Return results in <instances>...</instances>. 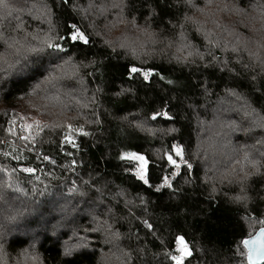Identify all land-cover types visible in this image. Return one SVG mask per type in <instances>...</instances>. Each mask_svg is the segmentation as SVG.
I'll return each mask as SVG.
<instances>
[{
  "label": "trees",
  "instance_id": "1",
  "mask_svg": "<svg viewBox=\"0 0 264 264\" xmlns=\"http://www.w3.org/2000/svg\"><path fill=\"white\" fill-rule=\"evenodd\" d=\"M262 222L264 0L0 3V264H248Z\"/></svg>",
  "mask_w": 264,
  "mask_h": 264
},
{
  "label": "snow or ice",
  "instance_id": "2",
  "mask_svg": "<svg viewBox=\"0 0 264 264\" xmlns=\"http://www.w3.org/2000/svg\"><path fill=\"white\" fill-rule=\"evenodd\" d=\"M3 0H0V3H2ZM71 39L72 40H81L83 41L85 44L88 43L87 39L84 37V35L80 32H75L72 36H71ZM48 47L49 48H55L59 51H64V49H62L58 44L54 45L52 43H49L48 44ZM132 72H137L138 69L136 68H132L131 69ZM149 73H144V76H145V79H147ZM155 118V117H153ZM36 128L39 129V130H42L41 129V126L39 124V122L37 121L36 122ZM33 126L32 125H25L24 126V130L25 131H28L29 129H31ZM14 134V133H13ZM85 135H87V133H84ZM21 139H33V137H31V134L29 133L28 136H22ZM69 139V142H72L70 138ZM7 155V154H5ZM132 156H134L136 159L140 160L141 162H144V158L142 156H135V154H131ZM177 155H181V158H182V153L179 151V149L177 150ZM169 162L172 163V164H176V162L174 160H172L171 157H169ZM146 163V162H144ZM178 167V165H176ZM24 171H27V172H31L33 171L32 169H24ZM138 177L141 179V180H144L145 183H148L145 175L143 174V168L141 169L140 172L137 173ZM165 184H167V180H165ZM170 186V185H169ZM264 223V222H262ZM180 239V243L183 244V238H179ZM244 244H245V247H248L249 244L253 245L252 248L249 249V259L252 260L253 257H252V253L254 252L257 259H260V258H264V229L261 230V234H260V237L257 238V240L255 241H251V240H246L244 241ZM179 251L182 253V255H190V251L188 250L187 248V245H184L182 248L179 249ZM35 259V258H33ZM173 259L176 261V264H181V260L182 258L181 257H176L174 256Z\"/></svg>",
  "mask_w": 264,
  "mask_h": 264
},
{
  "label": "water",
  "instance_id": "3",
  "mask_svg": "<svg viewBox=\"0 0 264 264\" xmlns=\"http://www.w3.org/2000/svg\"><path fill=\"white\" fill-rule=\"evenodd\" d=\"M261 230L262 229L258 230L252 237L248 238V240H251V241L257 240V238L260 237ZM244 247H245V244H244ZM252 247H253V245H251V244H249L248 247H245V249L247 251V261H248V264H264V258L257 259V257H256V255H255L254 252L252 253L253 259L252 260L249 259V254H250L249 253V249L252 248Z\"/></svg>",
  "mask_w": 264,
  "mask_h": 264
}]
</instances>
